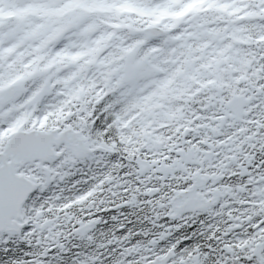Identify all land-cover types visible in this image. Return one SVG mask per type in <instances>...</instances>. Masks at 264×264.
Here are the masks:
<instances>
[{
	"label": "snow or ice",
	"instance_id": "6c2138e0",
	"mask_svg": "<svg viewBox=\"0 0 264 264\" xmlns=\"http://www.w3.org/2000/svg\"><path fill=\"white\" fill-rule=\"evenodd\" d=\"M0 264H264V0H0Z\"/></svg>",
	"mask_w": 264,
	"mask_h": 264
}]
</instances>
